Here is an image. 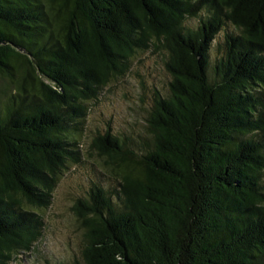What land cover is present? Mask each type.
Listing matches in <instances>:
<instances>
[{
    "label": "trees",
    "instance_id": "16d2710c",
    "mask_svg": "<svg viewBox=\"0 0 264 264\" xmlns=\"http://www.w3.org/2000/svg\"><path fill=\"white\" fill-rule=\"evenodd\" d=\"M151 50L169 96L135 138L93 137L108 175L59 264H264V0H0V264L40 241L91 104Z\"/></svg>",
    "mask_w": 264,
    "mask_h": 264
},
{
    "label": "rangeland",
    "instance_id": "374dc122",
    "mask_svg": "<svg viewBox=\"0 0 264 264\" xmlns=\"http://www.w3.org/2000/svg\"><path fill=\"white\" fill-rule=\"evenodd\" d=\"M195 23L192 21L191 25ZM164 61V54L158 51L139 54L127 75L113 80L101 92L99 100L91 104L82 142L83 162L61 176L51 206L37 212L44 223L40 241L31 252L18 255L12 264H59L79 253L82 232L74 212L75 204L88 196L92 182L98 183L108 175L97 153L88 154L93 137L99 132H110L135 138L144 131L155 96H169L171 76Z\"/></svg>",
    "mask_w": 264,
    "mask_h": 264
}]
</instances>
